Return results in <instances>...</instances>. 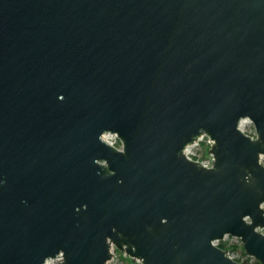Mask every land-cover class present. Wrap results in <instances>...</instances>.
<instances>
[{"label":"water","instance_id":"obj_1","mask_svg":"<svg viewBox=\"0 0 264 264\" xmlns=\"http://www.w3.org/2000/svg\"><path fill=\"white\" fill-rule=\"evenodd\" d=\"M260 157L264 0H0V264H264Z\"/></svg>","mask_w":264,"mask_h":264},{"label":"built area","instance_id":"obj_2","mask_svg":"<svg viewBox=\"0 0 264 264\" xmlns=\"http://www.w3.org/2000/svg\"><path fill=\"white\" fill-rule=\"evenodd\" d=\"M239 127L246 134L252 137L255 135L254 127L249 119L245 118V119L240 120ZM105 138L111 144H114L116 146L120 145V142L117 139L116 135L108 134L105 136ZM211 144H212V140L208 136L202 135L194 143L187 145L184 149V153L188 158L197 160L202 165L210 167L212 166L213 160H214L213 155L209 152V148ZM260 161L264 164V157H260ZM262 206L264 207V205ZM258 230L264 232V228H258ZM213 244L223 249L227 248L228 255L232 259H235L244 264H255L256 259L253 256L248 255L244 252L243 247H242V242L236 236L226 234L222 239L214 240ZM236 244L241 247L239 250L232 249L233 245H236ZM114 251H113V255H114ZM112 259L113 257L108 262L112 261ZM60 260H61L60 256L52 257V258L47 259L45 261V264H56ZM136 262H139V261L136 260Z\"/></svg>","mask_w":264,"mask_h":264},{"label":"rangeland","instance_id":"obj_3","mask_svg":"<svg viewBox=\"0 0 264 264\" xmlns=\"http://www.w3.org/2000/svg\"><path fill=\"white\" fill-rule=\"evenodd\" d=\"M241 247L239 245H233L232 249L239 250ZM135 260L128 257L127 255L121 253L119 250L115 249L112 261L108 264H135Z\"/></svg>","mask_w":264,"mask_h":264},{"label":"flooded vegetation","instance_id":"obj_4","mask_svg":"<svg viewBox=\"0 0 264 264\" xmlns=\"http://www.w3.org/2000/svg\"><path fill=\"white\" fill-rule=\"evenodd\" d=\"M257 262H258V261L256 260V261H255V264H256ZM258 264H260V263L258 262Z\"/></svg>","mask_w":264,"mask_h":264},{"label":"trees","instance_id":"obj_5","mask_svg":"<svg viewBox=\"0 0 264 264\" xmlns=\"http://www.w3.org/2000/svg\"><path fill=\"white\" fill-rule=\"evenodd\" d=\"M256 264H258V262Z\"/></svg>","mask_w":264,"mask_h":264}]
</instances>
